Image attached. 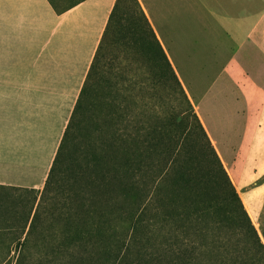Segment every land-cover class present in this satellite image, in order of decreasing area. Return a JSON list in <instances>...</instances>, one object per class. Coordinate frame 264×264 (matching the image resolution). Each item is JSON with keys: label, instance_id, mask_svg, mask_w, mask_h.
Masks as SVG:
<instances>
[{"label": "trees", "instance_id": "trees-1", "mask_svg": "<svg viewBox=\"0 0 264 264\" xmlns=\"http://www.w3.org/2000/svg\"><path fill=\"white\" fill-rule=\"evenodd\" d=\"M15 190L40 195L31 228L46 216L62 244L23 251L27 234L0 248V264L14 254L15 264H264V245L138 0L115 1L43 189ZM151 249L164 256L150 258Z\"/></svg>", "mask_w": 264, "mask_h": 264}, {"label": "crops", "instance_id": "crops-1", "mask_svg": "<svg viewBox=\"0 0 264 264\" xmlns=\"http://www.w3.org/2000/svg\"><path fill=\"white\" fill-rule=\"evenodd\" d=\"M115 1L0 0V188L44 187ZM138 1L237 187L263 174L264 0Z\"/></svg>", "mask_w": 264, "mask_h": 264}, {"label": "rangeland", "instance_id": "rangeland-1", "mask_svg": "<svg viewBox=\"0 0 264 264\" xmlns=\"http://www.w3.org/2000/svg\"><path fill=\"white\" fill-rule=\"evenodd\" d=\"M71 1L72 0H69V3H71ZM138 38L142 39L140 36H138ZM157 90L161 92L160 88H158ZM162 96L163 93H161V97ZM162 98H165V95ZM178 103L179 99L178 96L175 94L174 102L169 105L171 108H173V106L175 105L176 108L178 107ZM218 145L219 147H221V142ZM224 153L227 154V151H224ZM219 158L233 186L238 192L243 206L247 211L261 242L264 245V173L258 175L255 178H253L252 176H255L256 174L250 173L252 179L249 181H242L241 186L237 187V180L240 181V178L243 174L233 173L230 166L227 165V163L223 162L221 157ZM150 198L151 195L148 196L147 200H149ZM39 200L40 195L37 196V200L35 202L33 195L27 196L24 192L15 189L11 190L0 188V232H5L0 233L5 234L0 235V248H6L8 245L14 248L16 244L22 243L27 234L29 235V241L26 244L22 245L23 247L21 250L23 251L33 253L35 251L51 250L56 249L62 244V239L60 236H57L56 238L52 237V228L50 227L48 220H46V216H40V218L36 221L34 225H32L31 228L32 218L36 211ZM32 207V213L30 215V218L27 220L28 213L32 209ZM47 235L49 236L47 237ZM52 239L54 241H52ZM163 250L164 249H160L159 252L156 249H151L147 251V254L150 258H160L164 256L165 250ZM13 256L16 260L18 254H14ZM15 260L13 259V262H11L10 264H15ZM161 260H163L162 262L166 261L164 259ZM32 263L26 262L25 264ZM150 263L158 264V262L154 259L151 260ZM131 264H136V262H132Z\"/></svg>", "mask_w": 264, "mask_h": 264}]
</instances>
